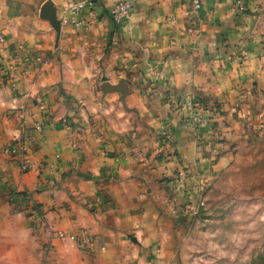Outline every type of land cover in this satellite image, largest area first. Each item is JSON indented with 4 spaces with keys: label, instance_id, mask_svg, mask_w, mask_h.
Instances as JSON below:
<instances>
[{
    "label": "crops",
    "instance_id": "obj_1",
    "mask_svg": "<svg viewBox=\"0 0 264 264\" xmlns=\"http://www.w3.org/2000/svg\"><path fill=\"white\" fill-rule=\"evenodd\" d=\"M76 1L0 0V264H191L196 218L174 201H206L236 152L225 122L264 102V0H130L121 23L95 0L59 32L42 17ZM26 136L24 173L8 147ZM34 207L67 235L49 253Z\"/></svg>",
    "mask_w": 264,
    "mask_h": 264
},
{
    "label": "rangeland",
    "instance_id": "obj_2",
    "mask_svg": "<svg viewBox=\"0 0 264 264\" xmlns=\"http://www.w3.org/2000/svg\"><path fill=\"white\" fill-rule=\"evenodd\" d=\"M248 104L247 117L225 122L237 134L224 139L236 152L201 200L189 236L191 264H264V102L252 95Z\"/></svg>",
    "mask_w": 264,
    "mask_h": 264
},
{
    "label": "built area",
    "instance_id": "obj_3",
    "mask_svg": "<svg viewBox=\"0 0 264 264\" xmlns=\"http://www.w3.org/2000/svg\"><path fill=\"white\" fill-rule=\"evenodd\" d=\"M95 0H83L76 2H68L62 7V16L59 19L61 26L70 25L75 27H81L88 25L81 18L85 11H92ZM193 7L195 11H199L202 8V3L200 0H192ZM238 9L241 12L245 11L244 4L242 1L238 2ZM134 7L130 0H116L115 7L111 13L112 19L116 23H121L123 21L131 20L133 16ZM197 30H190V32H196ZM22 47H19V50ZM7 79V74L5 68L0 66V82H5ZM192 105V104H191ZM199 118V117H196ZM36 130H42L41 125L36 126ZM165 136H169L170 132H165ZM29 138H24L20 141L13 142L8 147V153L14 161L20 164L21 170L24 173L30 172L32 166L29 162ZM201 199L190 200V202L183 205H179L174 201L173 213L177 217H197L200 214ZM31 217L33 218V230L36 235H42L43 233L48 234V241L43 245V250L49 253L53 250V241L59 239L61 241L66 240L67 235L61 231H55L49 227L45 215L40 213L37 207H34L31 212ZM83 237V244L85 247L93 248L95 246L94 238L90 237L86 231L81 234Z\"/></svg>",
    "mask_w": 264,
    "mask_h": 264
},
{
    "label": "water",
    "instance_id": "obj_4",
    "mask_svg": "<svg viewBox=\"0 0 264 264\" xmlns=\"http://www.w3.org/2000/svg\"><path fill=\"white\" fill-rule=\"evenodd\" d=\"M42 17L49 20L54 28L59 32L61 28V23L56 17V9L50 5H46L42 9ZM106 89L112 90V87L109 85L106 86Z\"/></svg>",
    "mask_w": 264,
    "mask_h": 264
}]
</instances>
